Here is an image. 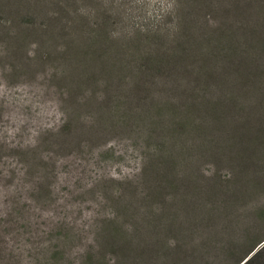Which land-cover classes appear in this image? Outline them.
I'll use <instances>...</instances> for the list:
<instances>
[{
	"label": "trees",
	"instance_id": "16d2710c",
	"mask_svg": "<svg viewBox=\"0 0 264 264\" xmlns=\"http://www.w3.org/2000/svg\"><path fill=\"white\" fill-rule=\"evenodd\" d=\"M173 1L176 17L126 18L115 35L117 18L100 5L62 19L46 17L45 0H0V58L54 64L71 92L42 174L56 179L53 155L99 151L110 132L127 137L125 153L139 162L133 178L98 179L89 191L105 209L91 231L58 221L42 264H60L88 233L79 264H256L264 255V0ZM111 149L98 155L112 161ZM48 189L39 203L54 201ZM200 241L218 254L213 263Z\"/></svg>",
	"mask_w": 264,
	"mask_h": 264
},
{
	"label": "rangeland",
	"instance_id": "374dc122",
	"mask_svg": "<svg viewBox=\"0 0 264 264\" xmlns=\"http://www.w3.org/2000/svg\"><path fill=\"white\" fill-rule=\"evenodd\" d=\"M45 1L50 6L46 17L62 19L77 17L81 11L90 10L88 7L100 5L104 12L108 10L105 17L117 18L115 35L123 31L126 18L152 21L155 17H176L178 14L173 0H96L92 5L90 3L95 0L87 3L83 0H55L54 4ZM4 17L8 19L9 16L4 14ZM61 43L58 40L55 47H63ZM109 44L119 46L118 42ZM32 48L29 46L28 50L33 51ZM24 58H19L15 66L12 59V67L0 58V263L42 264L41 249L54 245L50 232L57 227L58 221L68 216L76 219L72 228L76 226L77 229L91 231L105 209L99 206H103L102 201L89 191L96 187L98 179L133 178L138 172L139 162L132 158L131 152L125 153L128 143L123 138L127 137L110 132L107 136L101 134L98 139L96 148L99 151L85 150L69 155L62 152L58 158L53 155L57 161V178H51L50 173L44 176L41 171L42 156L54 162L49 155L53 152L50 150V136L51 132L63 126L66 112L62 108V98L71 96V92L68 82H58L54 78V64L35 68L31 56L27 55L26 61ZM53 85L65 89H56ZM111 148L115 151V158L112 161L102 160L98 154L102 152L110 157ZM29 153L34 154V162ZM48 164L46 175L53 172L50 168L53 165ZM39 181L43 183L38 185ZM50 185L55 187L54 201L39 203L36 199L43 193L48 195ZM68 207L73 210L72 213H67ZM236 235H231L229 240ZM86 237L71 243L73 245L69 247L72 248L60 264H79L83 261L80 253L89 249L86 243L93 241V233H88ZM196 242L197 238H194L190 243L193 245ZM229 243L222 241L220 249ZM206 246V242H198V247L205 249L201 251V259L213 263L218 254L211 255L213 250ZM260 258L256 264H264V255Z\"/></svg>",
	"mask_w": 264,
	"mask_h": 264
}]
</instances>
